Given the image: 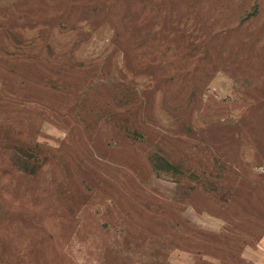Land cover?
<instances>
[{
	"label": "rangeland",
	"instance_id": "obj_1",
	"mask_svg": "<svg viewBox=\"0 0 264 264\" xmlns=\"http://www.w3.org/2000/svg\"><path fill=\"white\" fill-rule=\"evenodd\" d=\"M0 264H264V0H0Z\"/></svg>",
	"mask_w": 264,
	"mask_h": 264
},
{
	"label": "trees",
	"instance_id": "obj_2",
	"mask_svg": "<svg viewBox=\"0 0 264 264\" xmlns=\"http://www.w3.org/2000/svg\"><path fill=\"white\" fill-rule=\"evenodd\" d=\"M256 9H257V7H256V6H253V8H252V13H253V12H256ZM166 166L169 167V163L166 164Z\"/></svg>",
	"mask_w": 264,
	"mask_h": 264
}]
</instances>
